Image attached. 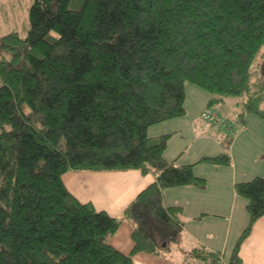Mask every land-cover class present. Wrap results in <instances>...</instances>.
<instances>
[{
	"label": "trees",
	"instance_id": "16d2710c",
	"mask_svg": "<svg viewBox=\"0 0 264 264\" xmlns=\"http://www.w3.org/2000/svg\"><path fill=\"white\" fill-rule=\"evenodd\" d=\"M28 19L25 37H0V264H133L135 253H160L182 226L163 189L206 181L165 158L171 133L148 128L185 114L186 82L209 93L207 110L221 115L214 105L233 97L264 118V0H33ZM80 169L155 175L122 214L134 225L129 254L107 242L121 219L65 188L62 175ZM234 191L248 219L227 264H243L240 244L264 215V176Z\"/></svg>",
	"mask_w": 264,
	"mask_h": 264
},
{
	"label": "crops",
	"instance_id": "0c3cea01",
	"mask_svg": "<svg viewBox=\"0 0 264 264\" xmlns=\"http://www.w3.org/2000/svg\"><path fill=\"white\" fill-rule=\"evenodd\" d=\"M183 117L151 126L153 133H148V136L157 137L171 133L164 151L165 158L176 165L193 164L195 175L205 178V187L185 185L163 189L161 196L163 206L181 207L179 219L182 226L177 240L171 242L176 246V253L171 255L164 250L158 254L135 253L132 257L133 264H193L197 261L192 255L194 249L220 253L224 261L226 251L232 250L234 240L238 238L248 219L245 210L246 200L235 193L234 184L256 176H264V157L261 166L251 168H248L245 159L242 160L244 165L239 170L233 153L229 165L199 162L202 157L219 155L223 152L222 147L217 149L214 147L213 151H209L211 152L209 155L201 156L196 161H191L192 157L189 160L181 149L183 144L176 143V139L179 141L184 139L181 134L185 123ZM230 124L239 126L236 121H231ZM189 126L192 127L193 123L191 122ZM248 130L250 129L244 126L237 132L234 145L238 143L241 148L248 145L246 137H242ZM260 139L261 142L264 140V133L257 140ZM242 152L243 156L240 155L242 157L249 153ZM262 152L261 149L248 154L253 156V164L259 162L258 154ZM61 179L67 191L79 202L90 203L97 211H104L112 217L121 219L119 227L108 237L107 242L119 252L129 254L133 247L131 234L134 225L123 219L122 214L135 197L155 181V175L151 172L143 174L139 169H80L65 172ZM230 251L229 254L232 252ZM183 255L187 258H183ZM238 255L243 264H264V215L253 223L248 236L240 244ZM230 257L231 255L229 259Z\"/></svg>",
	"mask_w": 264,
	"mask_h": 264
},
{
	"label": "rangeland",
	"instance_id": "374dc122",
	"mask_svg": "<svg viewBox=\"0 0 264 264\" xmlns=\"http://www.w3.org/2000/svg\"><path fill=\"white\" fill-rule=\"evenodd\" d=\"M32 1L33 0H0V37L12 31L17 32L21 37H25L27 35L29 30L28 11ZM258 66H260L264 76V61L262 59L258 61ZM184 92L186 115H183L184 117L181 116L184 118L183 120L185 122L183 129L181 130V134L183 136L182 138L184 139H182V141L176 139V143L177 145L183 144L181 149H183L189 160L192 157L193 160L191 161H196V159H199L201 156L209 155L211 153L209 151H213L214 147H216L215 149L222 147L223 152L219 153L228 155L230 160L231 153L235 154L237 170L241 169V166L244 165L242 164V160L244 159L245 162H247L248 168L259 165L261 166L264 157V140L261 142V139H257L264 133V118L256 115L255 113H244L242 110L243 106L241 104L237 105L234 103L237 101L239 102L240 99L238 98L229 97L227 101H225V105H214V109L221 113V115L227 120V123L236 121L240 124V127L236 131L235 135L244 126L250 129L242 136L246 137L248 145L241 148L237 145L238 143L234 145L236 138L235 135H231L225 127L227 123H215L214 121L203 119L201 112L207 110L206 103L209 98V93L188 82L184 83ZM262 107H264V104ZM191 122L193 123L192 127L189 126ZM148 133H153L152 127L149 128ZM216 141L218 142L217 144ZM61 143L63 145V141H61ZM240 143L244 145L242 142ZM261 149L263 152L258 154L259 162L253 164V156L248 154L250 152L261 151ZM242 151L249 153H245V156L242 157ZM236 239L233 242L232 248L235 245ZM162 246H164L162 250H164L165 253H170L171 255L176 253V246L172 244L171 241L167 242L166 245L163 244ZM229 251L230 250L226 251L224 257L225 262L222 261V263L229 262V255H231L229 254ZM183 258H187V256L183 255Z\"/></svg>",
	"mask_w": 264,
	"mask_h": 264
},
{
	"label": "built area",
	"instance_id": "2783aa9c",
	"mask_svg": "<svg viewBox=\"0 0 264 264\" xmlns=\"http://www.w3.org/2000/svg\"><path fill=\"white\" fill-rule=\"evenodd\" d=\"M201 115L204 120L214 121L215 123H222V124L227 123V120L223 116L219 115L216 111L206 110L202 112ZM225 127L231 133V135H235V129H234L235 127L232 126V124L227 123ZM193 264H213V263L195 261L193 262ZM219 264H222V262H220Z\"/></svg>",
	"mask_w": 264,
	"mask_h": 264
}]
</instances>
